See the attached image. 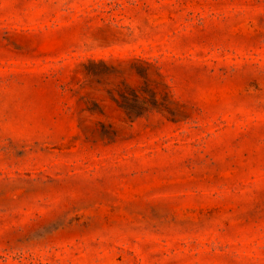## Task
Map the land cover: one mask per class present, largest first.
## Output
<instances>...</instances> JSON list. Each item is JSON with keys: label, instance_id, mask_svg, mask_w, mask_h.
I'll list each match as a JSON object with an SVG mask.
<instances>
[{"label": "rangeland", "instance_id": "1", "mask_svg": "<svg viewBox=\"0 0 264 264\" xmlns=\"http://www.w3.org/2000/svg\"><path fill=\"white\" fill-rule=\"evenodd\" d=\"M0 264H264V0H0Z\"/></svg>", "mask_w": 264, "mask_h": 264}]
</instances>
